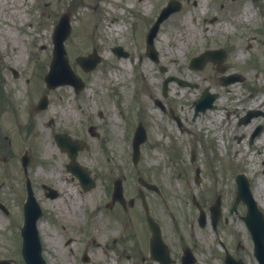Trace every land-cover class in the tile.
<instances>
[{
	"label": "rangeland",
	"instance_id": "1",
	"mask_svg": "<svg viewBox=\"0 0 264 264\" xmlns=\"http://www.w3.org/2000/svg\"><path fill=\"white\" fill-rule=\"evenodd\" d=\"M168 1L150 0L148 9L138 3L139 14L128 11L127 18L118 16L117 23L128 25L110 42L107 25H111L108 13L112 12L108 2L101 9L103 0H0V30L6 32L0 31V90L6 97L0 100V203L8 211L0 208V260L25 264L20 227L26 191L20 156L30 149L33 161L29 176L45 211L40 234L49 264H159L150 256V235L142 230L145 219L140 204L127 211L119 206L111 210L106 207L110 201L106 187L111 179L122 178L127 199L136 198L137 175L141 173L157 179L161 186L162 195H151L150 203L175 264H182L186 247L193 251L195 264H225L222 243L245 264H259L251 234L241 219L247 215L245 204L240 202L236 213L231 210L236 199L235 178L242 173L250 180L253 197L264 214V143L248 145L249 126L238 125L240 117L264 94V0H182V10L162 24L155 39L156 62L145 55L146 37L158 16L152 15L159 4L162 9ZM245 6L255 17L241 27L236 18ZM16 8L19 12L12 18ZM85 12L87 16L83 17ZM65 13L71 27L65 42L67 58L85 82L78 93L71 86L45 89L52 32ZM83 34L88 43L79 46L77 38ZM163 36L166 39L159 47L158 40ZM115 45H121L127 56L118 58L112 52ZM222 47L227 53L224 72L214 62H207L201 70L190 67L191 59L204 50ZM95 50L100 64L86 73L76 59ZM241 51L246 54L244 59L238 58ZM104 52L115 64L102 58ZM169 53L178 61H168ZM119 63L126 66L123 76L116 72ZM11 69L19 71V76L15 77ZM236 73L243 80L224 86L223 77ZM167 76L188 85L170 83L164 96L162 83ZM205 89L217 93L219 99L213 110L196 117L194 102ZM125 91H130L131 97L125 98ZM44 93L53 101L46 117L44 113L34 116L35 128L27 126L30 133L21 131L15 117L20 114L26 122L29 112L24 110H30L28 106ZM87 93L91 98H86ZM141 95L146 96L144 102ZM157 100L166 106L167 113L155 105ZM263 109L264 104L258 110L264 113ZM218 115L223 119L215 129H208L206 124ZM140 118L146 123L149 139L141 147V162L136 168L131 163L129 137L130 126ZM51 119L54 122L49 124ZM255 124L264 126V116L254 118ZM90 127L95 136L89 134ZM60 132L82 135L89 141V150L79 158L93 167L97 186L91 191H82L78 180L68 173V154L57 147L55 140ZM13 137L15 148L9 145ZM236 137L243 139L238 142ZM46 147L55 149V153L45 156ZM47 182L57 187L60 197L45 196L41 184ZM259 188L262 198L255 196ZM219 196L222 217L215 232L211 210ZM200 210L206 215L203 227L198 223ZM85 252L90 257L88 262L83 261Z\"/></svg>",
	"mask_w": 264,
	"mask_h": 264
},
{
	"label": "water",
	"instance_id": "2",
	"mask_svg": "<svg viewBox=\"0 0 264 264\" xmlns=\"http://www.w3.org/2000/svg\"><path fill=\"white\" fill-rule=\"evenodd\" d=\"M157 25L158 23L156 24V27ZM156 31L157 29H155L154 33L149 36V52H153L152 40L156 34ZM67 36L68 34L64 35L63 32L58 34L56 43H57V50L59 52V56L53 62L51 66V72L49 76L47 77L49 86H56L62 82H65L67 79L65 77V74H63L64 68L66 67V65H68V62L63 57L65 54L63 42L67 38ZM61 61L63 64L61 63ZM84 61L85 60L83 59L82 64L84 65L85 69L90 70L96 66L99 59L96 57L93 61H91V64L88 65V67L87 65H85ZM206 98L207 100L202 105L198 104L197 112H199L200 110L202 111L205 110L208 104L214 101V97L208 94H206ZM139 143L140 141L136 143L135 145L136 148ZM24 161L26 162V157L24 158ZM26 166H27V162H26ZM77 173L80 176H83L82 172L77 171ZM84 178L85 177L83 176L82 179ZM238 184H239L238 201L241 200L242 198L241 193H242L243 199L246 201V203L249 206V212H248L249 216L247 217V221L249 222V227L252 230V233L254 234V238H255V242L257 246V256L261 264H264V253L259 252V249L261 247L264 248V240L262 238L264 234L261 236V234H258L257 231L255 230L257 228H262V227L264 228V220L261 219L260 214L258 213L255 205L252 203V200L250 199L248 182L244 181L243 178L240 177L238 179ZM30 203L36 204V200L34 199L32 194L29 195L28 202L25 205V210H26L25 224L21 230L22 237H23L22 255L26 261V264H46L42 257V248H41V243H40V239H39L38 231L36 227V222L38 218L41 216V212L40 213H38V211L35 212L32 208H30L29 207ZM31 210H32V213H31ZM157 235L158 234H156V238H157ZM156 242H159V241H154V244H156ZM192 262H193L192 260L191 261L188 260L187 264H192ZM227 263L235 264L234 260L230 258L229 256L227 257ZM0 264H10V263L7 261H1Z\"/></svg>",
	"mask_w": 264,
	"mask_h": 264
},
{
	"label": "bare ground",
	"instance_id": "3",
	"mask_svg": "<svg viewBox=\"0 0 264 264\" xmlns=\"http://www.w3.org/2000/svg\"><path fill=\"white\" fill-rule=\"evenodd\" d=\"M105 2H108L110 4V10L112 12V14L108 13V17L111 19V25H107V32H108V35H107V38L110 40V42L114 41V37H117L119 34H121L123 31L126 30V26L128 24H126L124 21H122L121 23H117L116 19L118 18V16H123L124 18H127L126 14L128 11L130 12H133V11H136L138 14L140 13V5H143L145 8L144 9H148L149 8V4H150V0H139V4L138 3H134L132 0H103V4L100 5L101 6V9L105 8ZM114 4H118L121 6V10L119 12H115L114 11ZM2 10H3V7H2V4L0 2V13H2ZM19 10L16 8L15 12H12L11 13V17L13 18L14 17V14L17 13L18 14ZM82 13H80L79 15H81ZM146 15V14H145ZM144 15V16H145ZM83 17H86L87 16V12H85L84 14H82ZM255 17V13L247 6L244 7L242 13L239 15L238 18H236L237 20V23L242 27L243 26V22L244 21H250L252 19H254ZM123 20V19H122ZM2 33H6L4 28L0 30ZM8 34L10 33L7 32ZM164 39H166V37H161L159 38L158 40V46L160 47V44H161V41H163ZM17 42V41H16ZM88 43V39H87V35L86 34H83L82 36H80L79 38H77V44L79 46H84ZM103 59L105 61H110V62H113L115 64V61L114 59L112 58L111 55L107 54L106 52L103 53L102 55ZM168 58V61L170 62H177L178 61V58L173 55L172 53H169L167 54L166 56ZM246 57V54L244 51H241L240 54H239V59H244ZM116 67V72H120L121 73V76H123L125 70H126V66L124 63H119ZM143 71H145V66L142 67ZM114 78L116 80H120V76L117 74H114ZM148 85V84H147ZM176 90V89H174ZM69 92V91H68ZM185 94V91L183 94H180V96L184 95ZM103 96L105 97H108L109 95L108 94H103ZM123 96L125 98H129L131 97V92L130 91H125L123 93ZM86 98H91V95L90 94H86ZM141 100L142 101H145L146 100V97L141 95ZM264 104V95L262 98L260 99H257L256 100V103L252 105V107H255V108H259L260 106H262ZM155 111H152V113H154ZM222 120V115H218L217 117L215 116V119L210 121L208 124H206V127L208 129H215L217 127V122L221 121ZM220 138H221V141L224 140V136H223V132L221 131L220 134H219ZM264 143V137L260 139V144H263ZM224 144V143H223ZM254 151H252L253 153ZM55 153V149H50L48 147H46L44 149V154L45 156H50L51 154H54ZM262 154V153H261ZM255 196L256 197H261L262 198V191L261 189H257L255 190ZM241 227H243L242 225H240ZM39 230H41V232L43 233V222H39Z\"/></svg>",
	"mask_w": 264,
	"mask_h": 264
},
{
	"label": "flooded vegetation",
	"instance_id": "4",
	"mask_svg": "<svg viewBox=\"0 0 264 264\" xmlns=\"http://www.w3.org/2000/svg\"><path fill=\"white\" fill-rule=\"evenodd\" d=\"M33 123H34V121H33V119H32V115H31V116H30V119L27 121L26 125L29 126V125H32ZM18 125H19L20 127H24L25 124L22 123V122H19ZM45 193L47 194V193H49V191H48V190H45Z\"/></svg>",
	"mask_w": 264,
	"mask_h": 264
}]
</instances>
